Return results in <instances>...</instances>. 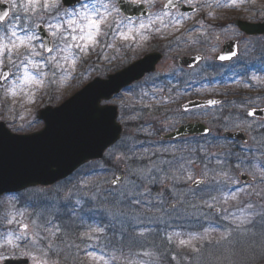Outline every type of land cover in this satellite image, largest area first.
Wrapping results in <instances>:
<instances>
[{
    "label": "rangeland",
    "instance_id": "obj_1",
    "mask_svg": "<svg viewBox=\"0 0 264 264\" xmlns=\"http://www.w3.org/2000/svg\"><path fill=\"white\" fill-rule=\"evenodd\" d=\"M144 1L147 2V0ZM249 1L254 7L255 5L264 4V0ZM249 1L247 2L249 3ZM109 2L112 3V1ZM247 2L244 0L243 3H227L230 5L229 11L232 16L242 15L244 19L248 20L250 18L257 19L264 17V11L257 15L256 9L250 10L247 6L250 4H247ZM12 14H14V12H12ZM57 17L59 16L57 15ZM112 18L115 22L120 19V16L113 12ZM36 25L37 23L32 24L31 27L33 31H35ZM114 27L117 28L118 25L114 23ZM230 34L231 31L223 36H229ZM113 39L115 42H121L118 36H114ZM33 43L37 51L42 52L41 44L38 43V39ZM107 49L108 45L104 46L103 52L101 53L103 59L107 58L109 55L110 47L108 50ZM47 58L48 56L45 53H43L42 57H36L37 60L43 61H46ZM252 63H254L252 58H246L245 55H243L244 67H248ZM223 68L235 70L242 68V66L240 62H235ZM86 71L90 72V75L83 80L84 77L87 76L85 75L83 79L79 81L73 72L71 76L66 78L63 70H61L58 79L55 78L57 71L55 72V76H53V73H50L46 81L50 79L49 82H51L52 94L57 93L56 96L49 99V101H52L51 104H59L63 101L61 99L62 97H69L81 84L89 81V79L96 74L94 71L92 72L90 66L87 67ZM17 74L15 70H12L11 78L0 87L4 93L5 89L15 82V76ZM46 77L47 75L45 74L43 79ZM151 79L152 78H150V80ZM192 79L200 81L203 77L196 75L193 76ZM228 83L231 84L218 88L213 87L215 91H196L190 93L188 98L207 99L222 94L225 95L224 99L226 100L229 97H232L231 99L242 98L243 100H247L248 94L253 95L256 93L254 89H247L246 92L242 93V97L238 92V88L234 90L235 82ZM46 87L43 84L40 86L33 85L18 90L15 97L6 95L8 105L11 107V114H19L17 122L22 121L24 124L26 121L36 118V107H43L42 99L40 98H42L41 94ZM250 87L251 86H247V88ZM258 90H264L263 86ZM132 92H134V88L127 94L129 95V101H132ZM125 95L126 94L121 95L116 99L114 98L111 102L117 104L121 101L125 102ZM43 96L46 97L48 94L43 93ZM159 97L161 99L163 98L162 96ZM262 101L264 102V99H262ZM248 106H250L249 103L244 102L239 108H230L221 103L214 111H211L209 119L206 120V124H208L211 130L209 140L214 141L213 139L217 138L215 136H217L218 133L220 136L225 129L231 130V128L241 127V129L246 131L245 126L247 123L243 120V115L245 111L250 108ZM225 107H227V111L224 112ZM252 109L253 106L250 110ZM222 111L224 113L221 114ZM219 116H221L222 119L219 120L217 118ZM240 117H242L241 120ZM120 118L122 120L121 113L119 116V122L121 123ZM172 118V114H170L166 118L157 121L156 126L164 132L170 130L173 126H177L182 120L179 115H175L174 121ZM142 119V123L145 124ZM143 124L141 126H143ZM40 126L41 124L39 123L38 128ZM141 126L136 129L130 126L127 131L124 129L121 140L105 153L107 159L114 160L118 169L117 175H122L117 185L112 186V178H110L108 182L103 184L97 182L94 187L89 186L86 181H84L81 173V171L84 173L86 168H82L78 175L75 174L65 181L58 182L53 186L44 187L41 190L39 188L33 190L34 198H36V196L49 198V202H46L43 206H39L36 210V215L33 216L29 212H16L14 209V204H16L19 199H30L33 197L27 192L13 197H0V210L2 212L0 220L1 222L4 221L5 228L8 227V229H4L7 230V233L9 231L15 233L20 232L18 223L8 224V220L13 219V217L15 221L29 225L27 240L25 242H20L18 249L13 250L11 247L0 246V253L5 256H13L14 254L21 255L22 251H27L30 253L28 256L30 264H33V257L43 262V264H55L60 261L67 264L73 263L75 259H70V256H68V249L64 248L61 250V243H65V234L63 228L59 227L60 222L58 220H56L58 222H53L54 220L51 222L50 219L52 218L51 215H57L60 209H62L65 214L66 212L70 213L78 206V208L82 210L81 214L84 218L89 217L88 213L92 216L101 213L100 216L107 219V224L103 223V227L107 225L109 228L105 235L101 225L99 232H95L94 235H92V233L87 234L86 239L93 238L91 243L96 246V244H98L97 241L100 239L99 237H101L103 241L101 247L104 249L108 247L110 249L117 260L116 264H154L157 255L156 252L153 258L154 248L149 252L147 261V259L140 258L141 252L139 248L136 249L131 245V240L137 241L140 240L141 236L151 237L158 233L162 235L163 239H167V241L175 244V251L173 250L171 252V258L170 255H167L170 253L169 251H162L163 264H172L173 261L174 264H264V256H260L258 253L260 251H262L260 252L261 254L264 253V217H262V214H264V201L261 200L264 199V191H256L254 184L240 186L238 177L240 172H245L250 176L256 177L258 180L261 178V175L264 176V171L262 174L261 170L257 169L258 163H264V153H260V148L259 151L255 150V145L260 142L256 141L253 136L249 134V141L243 146L241 158H239L242 162L240 161L238 165L232 167L225 166L223 169L219 167L218 170L212 167L211 157L219 153L220 147L218 142L211 145V151L206 164L210 168L207 171H202L204 172L203 176H197L199 173L194 171L191 166H189L190 164L186 165L184 163L185 166H179L174 170L175 205L173 208L171 206L172 187L170 170L161 173L160 170L156 169V179L154 183L148 185L145 178L153 170L154 166H147L146 168V166L141 165L139 161L133 162L131 165L128 163L126 155L127 146L129 147L132 138L133 142L135 141L136 130L141 128ZM261 151L264 152V147L261 148ZM253 152H255V154ZM250 156H254L251 161H249ZM161 164L162 166L169 165V163L165 161ZM162 166H159V168ZM197 177L204 179V184L200 187L192 188L190 184L193 179ZM262 182L264 183V181ZM237 186H240L239 189L231 192V188L233 189ZM95 188V192L99 190L97 192L100 193L98 196L97 193L96 195L92 194ZM233 196H235V199H232ZM189 197L194 200L188 201L185 199ZM86 203L89 205H86ZM101 207H103L102 211L100 210ZM241 209L244 210L243 217H239ZM245 216H251L252 222L249 224H241L240 221L244 219ZM39 217H42L43 220L41 219L38 224L37 220ZM73 217L77 219L78 213L74 214ZM80 220L82 221L81 218ZM34 221L35 225L33 224ZM36 225L39 227H36ZM237 225H239V227H237ZM67 226L69 227L70 224L68 223ZM57 228H59V231L53 236L51 232L55 231ZM225 231L230 233V236L231 234L236 235L222 239V237H225ZM36 232H39V236L42 239L38 240L35 246H32L31 241L36 238L34 236ZM87 233L89 232L87 231ZM6 234L0 240V245H4ZM96 235L99 237H96ZM169 237H171V240H169ZM227 238H229L233 244L237 245L236 248H239L240 252H237V250L226 241ZM180 240L188 241V243L180 245ZM221 243H223L224 247L225 244L227 245V249L222 256L219 254L222 250ZM26 244L28 245L27 247L25 246ZM252 247L256 251V260L253 259L249 261L253 255L250 250ZM144 249L149 251V247H145ZM124 252L126 255L125 258L122 257ZM174 252H176V255H174ZM58 254L60 258L57 257ZM255 255L253 256L255 257ZM65 258L70 260L66 261L64 260ZM79 260L82 261V259ZM97 261L100 260H95L93 256L85 258V262L88 263Z\"/></svg>",
    "mask_w": 264,
    "mask_h": 264
},
{
    "label": "flooded vegetation",
    "instance_id": "obj_2",
    "mask_svg": "<svg viewBox=\"0 0 264 264\" xmlns=\"http://www.w3.org/2000/svg\"><path fill=\"white\" fill-rule=\"evenodd\" d=\"M125 2L132 4L130 0H125ZM160 4L150 3L147 6L149 14L146 17H134L133 23L137 24L141 18L147 20L149 15L155 19L156 16L167 12L168 15L164 17V22L168 24L167 28L161 27L160 21L156 20L151 29L144 31L146 39H141L137 36L135 41L115 42L112 29L116 28L114 27L115 22L111 15L109 19L113 23L111 28H106L107 35L104 37L101 50L99 48L95 50L96 63L103 67L102 69L99 68V70L113 69L115 66L114 62H117L118 58L125 59V62L129 64L133 57L140 58L151 53H156L159 56L155 69L146 73L141 81L132 84V86L130 85V87L134 88L130 103L129 95H127L130 91L129 89L126 91L125 101L129 104L126 116L133 120H141L143 118L142 120L145 123L140 128L141 133L135 135V141L133 142L132 138L129 147L127 146L126 155L129 165L139 161L146 168L147 166H154L153 170L145 178L148 185L154 183L157 170H160L161 173L170 170L172 187L171 206L174 208V170L179 166H185V163L186 165L190 164L189 166L199 173L197 176L203 175L204 172L202 171L206 169L207 159L211 151V141L209 140L211 134L166 140L161 137V132H157V121L172 114L173 121L175 115H179L184 120L182 123L191 120L201 121L206 124V120L209 119L211 111L215 110V106H200L183 110L182 105L189 100L190 93L210 91L212 86L209 78L212 76L250 75L255 78L256 83L251 84V90L254 89L256 93L248 96L247 100H243L242 98L231 99L232 97H229L227 100L224 99L223 102L222 98L225 95L216 98L220 100V103L230 108H239L244 102L249 103L250 106L248 107L250 108L253 106L252 110L249 108L243 115V120L247 123L245 126L246 131L241 129V127L231 128V131L243 130L248 137L250 134L256 141L260 142L255 145L256 151H259V148H263L264 102L262 99H264V90L259 91L258 89L262 88V86L264 89V71L261 70L264 69V36L248 37L244 35L234 24V20L242 19V15L232 16L229 11L230 5H227L225 0H219V5L217 0H183L182 2H177L173 9L167 10L164 9L163 2L162 5ZM180 4L189 5V7H193L195 10L193 12H183ZM11 16H13L12 12L8 19ZM15 17L21 19L17 27L25 30L27 26L26 16L16 13L14 14ZM172 17H176L179 23L172 22ZM12 23L13 21L6 20L0 23V25H2L4 31H7L3 26H9ZM156 29H159V31ZM120 30L126 31L127 29L121 28ZM230 31L231 34L229 36H223L227 32L230 33ZM231 39H235L236 41L238 55L228 61L217 60L216 55L223 50L226 41ZM109 44L113 46L110 47L109 56L103 59L101 56L103 48ZM194 55L198 57V61L194 65L186 66L179 64L180 57ZM243 55L246 58H252L254 63L248 67H244ZM235 62H240L242 68L235 70L223 68ZM93 69L97 70L96 66ZM196 75L203 77V79L194 83V79L192 78ZM150 78L152 79L150 80ZM239 94L243 97L242 93ZM159 96L163 98L161 99ZM178 108L183 110V113ZM224 109V112L227 111V107ZM224 112L222 111L221 114ZM217 118L219 120L222 119L221 116ZM241 119L242 117H240ZM206 125L208 126V124ZM172 130H174V126ZM226 130L230 129L223 131ZM215 137H217L215 139L218 140L220 147L218 156L220 157L222 167L238 165V157L241 156L242 148L248 143L249 138L247 142H241L233 138H227L223 135V132L220 136L218 133ZM164 161L168 162L169 165L162 166L161 163ZM159 166L162 167L159 168ZM260 182L258 180L247 182L246 184H254L256 191H264V183ZM246 184L240 182L241 186H246ZM239 187L237 186L233 189H239ZM233 189L231 188V191ZM185 199L188 201L194 200L191 197ZM78 264H103V260L92 263L79 261ZM109 264H116V261H109Z\"/></svg>",
    "mask_w": 264,
    "mask_h": 264
},
{
    "label": "water",
    "instance_id": "obj_3",
    "mask_svg": "<svg viewBox=\"0 0 264 264\" xmlns=\"http://www.w3.org/2000/svg\"><path fill=\"white\" fill-rule=\"evenodd\" d=\"M77 1L64 3L63 0V3L72 5ZM119 5L127 15L139 11L134 6H131V11L122 1ZM236 24L247 35L264 34V22L238 21ZM44 38L48 42V38ZM233 52L235 48L226 44L217 59ZM158 58L153 54L147 55L107 79L94 78L59 106L41 109L38 118L44 121V127L36 133L16 135L0 125V194L37 184H53L86 161L101 157L102 152L119 138L121 126L116 123V106H100L99 102L139 79L143 73L152 71ZM200 104L208 103L193 101L188 106ZM207 132L203 124L192 122L179 126L166 137ZM225 135L245 139L240 131L225 132ZM241 179L246 180V175H241ZM8 262L22 264L19 259Z\"/></svg>",
    "mask_w": 264,
    "mask_h": 264
},
{
    "label": "snow or ice",
    "instance_id": "obj_4",
    "mask_svg": "<svg viewBox=\"0 0 264 264\" xmlns=\"http://www.w3.org/2000/svg\"><path fill=\"white\" fill-rule=\"evenodd\" d=\"M7 2L10 4L11 12H15L18 8H22L25 13H37L39 10L51 12L53 9H56L58 16L66 17V19L62 20H56V17H53L52 19L55 22L47 25V30L53 38L54 43L52 47H48L44 43L41 44L43 52L49 54L46 61L36 59V57H42L43 52L37 51L33 43L37 40V36L30 30V27L26 26L27 30L18 32L15 24L9 25L7 31H4L2 25H0V81L7 82L12 70L18 73L15 76V82L5 89V95L12 97L17 95L18 90L33 85H42L45 75L42 69L47 65H52L57 69L63 70L66 78L71 76V73L76 69L77 61L97 47L100 37L107 35L104 29L111 28L113 21L109 17L113 12L120 16V19L115 21L119 27L112 29L113 35L118 36L121 41H135L137 36L141 39H146L144 31L151 29L156 20L160 21L161 27H168V24L164 22V17L168 15L167 12L156 16L155 19L149 15L147 21L141 18L137 24H134L132 17L123 16L120 13L119 7L110 2L105 3L103 0H85V2L79 3L78 8L73 6L72 8H64L63 11H60L62 6L61 0H25L24 3L19 5L16 3V0H7ZM130 2L138 4L141 3V0H130ZM147 2L154 3L155 0H147ZM231 2L233 4L237 2L243 3L244 0H231ZM64 3H68V0H64ZM217 3L219 5V0H217ZM172 4L173 0H167V3L163 7L167 9ZM10 11H0V22L5 21L9 17ZM15 19L17 23L20 20L19 17H15ZM172 22L178 24L179 20L176 17H172ZM121 28H126L127 30L122 31L120 30ZM156 30L159 31V29ZM112 46V44L108 45V47ZM235 55L236 53L233 52L231 55H221L219 59L222 61L230 60ZM6 65L9 67L8 71L3 70ZM261 70L264 71V69ZM53 76H55V73H53ZM207 103L215 105L220 102L209 100ZM115 182L113 181V183ZM202 182L196 181V183ZM232 199H235V196ZM243 211L241 209L242 213ZM262 217H264V214H262ZM251 222V216H245L240 221L241 224H249ZM13 223L19 224L20 232L9 231L6 234L4 245L0 246L11 247L15 250L19 248L20 242L27 240L29 225L15 221L14 217L8 220V224L11 225ZM33 224L35 225V221ZM36 227L39 226L36 225ZM58 231L59 228L52 231L51 234L54 236ZM34 236L36 238L31 241L32 246H35L38 240L42 239L39 236V232L34 233ZM223 238H226V236ZM169 240H171V237H169ZM179 243L180 245H185L188 241L180 240ZM25 246L27 247L28 245L26 244ZM21 255L27 257L30 253L22 251ZM92 255L95 260H103V257ZM7 258L4 254L0 253V260ZM33 264H43V262L33 257ZM103 264H109V261L103 260Z\"/></svg>",
    "mask_w": 264,
    "mask_h": 264
},
{
    "label": "trees",
    "instance_id": "obj_5",
    "mask_svg": "<svg viewBox=\"0 0 264 264\" xmlns=\"http://www.w3.org/2000/svg\"><path fill=\"white\" fill-rule=\"evenodd\" d=\"M71 213L75 214V210H72ZM71 213H67L66 216L68 217L69 215H72ZM77 213H78V212H77ZM80 214H81V212H80ZM85 219H86L87 221H86ZM90 219H91L90 217H86V218H84V220H85L84 222H85V223H89ZM74 220H75V219H74L73 217H69L68 220H66V221L64 222V224H65V229H66L65 232L67 233L68 236H70V238H72V240H73L74 238H76L75 231H78V230H77L76 228H69V227L67 226V224H68V223H69V224L72 223ZM66 223H67V224H66ZM93 224H94V223H93Z\"/></svg>",
    "mask_w": 264,
    "mask_h": 264
}]
</instances>
